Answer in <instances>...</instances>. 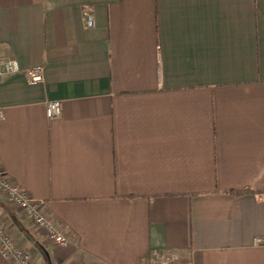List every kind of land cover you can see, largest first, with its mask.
Returning <instances> with one entry per match:
<instances>
[{
  "label": "crops",
  "instance_id": "0c3cea01",
  "mask_svg": "<svg viewBox=\"0 0 264 264\" xmlns=\"http://www.w3.org/2000/svg\"><path fill=\"white\" fill-rule=\"evenodd\" d=\"M0 59V175L69 240L0 194L34 264H264V0H0Z\"/></svg>",
  "mask_w": 264,
  "mask_h": 264
},
{
  "label": "built area",
  "instance_id": "2783aa9c",
  "mask_svg": "<svg viewBox=\"0 0 264 264\" xmlns=\"http://www.w3.org/2000/svg\"><path fill=\"white\" fill-rule=\"evenodd\" d=\"M84 21L87 26L92 27L94 23L93 13L90 9L84 10ZM22 73L18 62L14 59H0V79H6ZM31 85L44 83V70L36 67L25 71ZM62 102L59 100L48 101L46 104V115L48 119L54 120L62 116ZM0 194L4 195L14 207L18 208L22 215L37 230L44 233L47 243L54 247H65L69 240L43 215L41 208L43 203L32 199L20 186L4 179L0 175ZM258 198L264 204V192L258 194ZM0 254L13 260L16 264H34L32 253L21 248L10 231L0 223ZM149 264H182L173 255L160 251H154L149 257Z\"/></svg>",
  "mask_w": 264,
  "mask_h": 264
}]
</instances>
